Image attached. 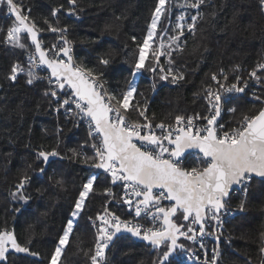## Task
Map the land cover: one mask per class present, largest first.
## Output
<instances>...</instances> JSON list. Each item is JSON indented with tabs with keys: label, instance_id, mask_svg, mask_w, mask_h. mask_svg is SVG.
Returning a JSON list of instances; mask_svg holds the SVG:
<instances>
[{
	"label": "trees",
	"instance_id": "1",
	"mask_svg": "<svg viewBox=\"0 0 264 264\" xmlns=\"http://www.w3.org/2000/svg\"><path fill=\"white\" fill-rule=\"evenodd\" d=\"M17 2L24 9H30V18L41 31L50 32L45 20L58 28L67 27L75 63L86 69L103 71L101 79L107 91L118 94L127 87L132 64L139 55L137 45L147 37L157 0H77L75 16L67 12L72 7L68 0ZM181 4L182 0H169L170 12L166 19L162 18L152 46L158 49L157 40L164 29L168 36L174 35L176 17L183 10L188 12V17L197 11L202 13L197 20L195 35L187 32L181 37V41H186L184 51L174 53L172 57L175 61L172 69L183 72L184 80L177 84L171 83L170 78L168 81L160 80V67L167 71L170 65L166 56H160L159 65H156L150 49L146 67L135 81L137 94L133 102H147L146 115L153 124L161 121L173 123L175 116L181 114L205 113L207 105L203 89L213 85L212 73L219 76V70L224 69L228 81H233L240 73L248 74L264 60V10L260 0H206L200 10L183 8ZM57 8L61 10L53 16L52 12ZM40 40L45 43V49L57 38L45 36ZM21 42L26 48L33 49L27 35H23ZM102 56L111 58L112 63L108 67L98 63ZM24 60L25 53L21 49L0 45V228L5 224L9 228L14 227L20 241L26 243L31 239L30 250L40 255L9 254L6 264H48L53 245L70 218V209L80 185L95 173L99 174L96 182L99 187L90 196L84 213L78 219L64 257V264H89L78 246L85 251L93 246L95 231L88 217L94 219L103 211L108 197L100 193L111 183L100 171L67 159L51 165L47 176L34 170L38 166L35 161L37 149L50 150L59 142L58 151L71 156L70 149L79 150L81 144L87 143V133L83 128L73 126L72 117L62 112L55 113L54 98L45 96L49 88L46 83L29 85L25 82L26 76H20L15 82L8 79L12 66L17 63L23 65ZM237 65L238 69L235 68ZM151 66L156 67V72L149 70ZM262 83L258 95L264 96V80ZM259 106L260 101L246 96L236 98L228 107H235L237 112L225 114L223 122L227 126H235L234 117L254 111ZM129 116L137 118L134 112H129ZM139 119L143 122V118ZM57 129H62L59 135ZM86 152L92 155L90 150ZM53 169H59V172L54 175ZM25 171L32 177L25 186V194L31 197L27 204L12 196ZM61 178L63 184L57 185L55 180ZM241 196L240 192L232 193L228 207L239 210ZM16 208L20 211L14 215ZM175 221L184 224L180 214ZM262 234L264 182L254 179L245 210L228 218L224 224L217 264H262ZM181 243L189 252L197 250L192 244ZM113 245L108 251V264H152L164 251V247L151 251L150 247L135 242L129 236L118 237ZM168 264H176L175 259Z\"/></svg>",
	"mask_w": 264,
	"mask_h": 264
},
{
	"label": "snow or ice",
	"instance_id": "2",
	"mask_svg": "<svg viewBox=\"0 0 264 264\" xmlns=\"http://www.w3.org/2000/svg\"><path fill=\"white\" fill-rule=\"evenodd\" d=\"M206 0H182L181 7L200 10ZM72 7L67 9L70 16L77 15V0H68ZM264 10V0H260ZM0 6L14 17V23L7 29L5 42L13 47L24 49L26 45L21 42V34L30 35L31 43L35 46L38 59L29 56V65L22 67L19 63L14 64L8 79L15 82L17 76L23 73L27 79L26 83L31 85L37 79H44L36 71L42 64L50 70L47 78L49 88L45 96L56 99L55 111L60 112L64 108L65 114L71 113L77 119L73 126L78 127L79 121L84 120L87 124L88 142L81 144L79 150L70 149L71 156H66L56 148L44 150L42 147L35 151V161L38 166L34 169L39 175L47 176L48 169L58 161L71 160L79 162L94 169H102L111 178V184L121 182L123 195L119 197L118 203L122 202L129 206V211L134 212L135 217L146 214L154 222H159V227H147L142 230L139 223H133L127 219H121L114 211L105 206L102 214L96 217L89 216L92 226L95 228V239L93 246L84 251L89 264H108V251L114 247L113 240L119 233H129L154 249L164 247L152 264H165L174 253L179 250L187 252L185 244L178 243L180 237L193 243L199 242L200 248H204L202 241L198 238L212 235L206 232L211 227L210 221L217 226L221 225V215L228 207V197L233 186H238L242 194L238 205L239 211L243 212L246 207L249 188L255 178L264 181V96L254 95V99L260 101V106L254 111L241 113L235 118V126L229 125L225 129L220 120L223 111L235 114V107H228L233 101V93H244L248 82L240 85V78L229 84L228 75L224 69L211 74V80L216 87L211 85L203 89L204 98L208 105V114L201 117L177 115L173 123L161 121L155 125V129L162 130L161 134L153 128L150 118L146 115L147 102H133L137 94L136 79L146 67L149 49H152L153 60L159 65V57L166 56L170 67L165 71L160 67V80L177 84L184 80V73L171 67L175 63L174 53H182L186 41H181L185 31L195 35L197 20L202 13L197 11L187 20L184 14L179 15L173 31L175 35H169L167 41L160 38L158 49H153L152 41L157 35L158 26L162 18H167L170 12L169 0H157L152 11L150 30L139 48L138 59L132 64V71L127 81V87L119 93H109L104 88L103 71L86 69L73 63L71 55L72 42L67 38V27L58 28L45 20L48 30L59 32L62 44L52 46L54 53L48 56V51L42 48V42L38 39V29L34 20L23 10L22 4L17 0H0ZM60 8L52 12L56 16ZM30 11V9H29ZM121 19V17H117ZM2 30V29H0ZM167 35V32H165ZM135 40V37H133ZM207 50V49H205ZM60 54L67 57V61L58 58ZM98 63L108 67L112 60L110 57L102 56ZM258 70L249 74L250 79L257 82L264 80V63L258 64ZM236 69L239 66H235ZM150 71L156 72V67H150ZM67 86V89L66 87ZM153 89L155 84L152 85ZM62 93L58 96L57 93ZM142 95V94H141ZM199 95V93H198ZM51 103V101H50ZM75 105V110L72 105ZM129 112L136 113L135 119L130 118ZM143 118V122L139 119ZM205 119L206 125L196 128L195 120ZM196 128L195 131L193 129ZM62 129H57V135ZM166 142V143H165ZM29 147L31 145H28ZM90 147L92 155L84 150ZM189 149H198L202 156L198 160L185 166V153ZM183 158V159H182ZM32 166L29 165V168ZM59 169H53L54 175ZM32 177L25 171L19 182L15 185L16 191L12 193L14 199L27 204L31 199L25 194V186ZM99 174H90L86 181L80 185L78 194L70 209V218L61 229L53 249L48 257V264H64L66 250L71 242L77 221L84 213L90 196L96 193L99 187L96 182ZM57 185H62L63 180L56 179ZM155 189L159 191L154 192ZM42 191V190H38ZM100 194L109 197L105 205L112 199H117L116 193L111 187H105ZM135 197V201L133 200ZM174 202L165 207L161 201ZM20 208L14 209L15 213ZM179 212L183 221H189L191 225H199V228L177 223L173 217ZM46 215V213H45ZM99 221V223H97ZM39 223V221H36ZM30 228L34 225H29ZM215 231H219L217 227ZM264 235V234H262ZM219 240V236H216ZM32 240L22 243L15 228H0V264H6L8 253H27L38 257L40 254L30 250ZM260 252L264 255V242ZM220 252L213 251L211 260L207 258L204 264H217ZM199 259V257H197ZM264 264V260H262Z\"/></svg>",
	"mask_w": 264,
	"mask_h": 264
},
{
	"label": "built area",
	"instance_id": "3",
	"mask_svg": "<svg viewBox=\"0 0 264 264\" xmlns=\"http://www.w3.org/2000/svg\"><path fill=\"white\" fill-rule=\"evenodd\" d=\"M23 10H24V12L26 14H28L30 16L29 9H24L23 8ZM188 18H186V20ZM13 23H14V17H12L11 14H9L6 11L5 7L0 6V29H2V30H0V45L1 46H6V47H9V48H14V49H21V48L13 47V46H11V45H9V44H7L5 42V37H6L7 29ZM165 32H167V31H165ZM165 32H164V34H165ZM186 33H187V31H185V34ZM24 34L27 35L30 38V36L27 33H22L21 34V40H22ZM61 35L62 34L59 33V32H51V31L50 32H43V31L40 30L38 32V39H40L41 37H45V36L56 37L57 38V41L56 42L52 43L51 45H49L47 47L45 46V50H49V49H52V46L53 45H56L57 47H59L63 43L62 40L60 39V36ZM68 35H69V30L67 31V38L69 40V36ZM41 42H42V48H43V45H45V43L43 41H41ZM21 50L25 53V60H24V64L21 65L22 67L27 68V66L30 63V61H29V56L30 55L33 56V57H36L38 59V54L35 52L34 46H33V49L24 48V49H21ZM54 51H55L54 49L49 50L48 51V56L49 57H52ZM71 55H72L74 64H76L75 63V60H74V56H73V44H72ZM58 58L64 59L65 61H67L62 56V54H60V56ZM261 63H264V60ZM254 70H258V67H256ZM36 71H38V73H39V75L41 77H45V78L44 79H37V80L34 81V83H36V82L37 83L38 82H43V83H46L48 85V80H47L46 77L49 76V73L46 71V69L43 67V65L41 64L39 66V68L36 69ZM250 72L248 74H246V75L244 73H240L237 76V77L240 78V85L241 86L244 84L245 81L248 82V86L245 88L244 93H233V94H231L234 97L233 100L236 99V98H239V97H243V96H246V97H248L251 100H255L254 99V95H258V91H259V89H261L263 83H262V81L257 82L254 79H250L249 78ZM259 74H260V72L258 70V75ZM20 76H25V75L23 73H21V74H19L17 76V79ZM235 80H236V78L233 81H227V83L231 84V83L235 82ZM212 86L213 87H216V85H215L214 82H213V85ZM48 87H49V85H48ZM104 88L106 89L105 85H104ZM57 95L58 96H61L62 93L58 92ZM54 101L56 103V99L55 98H54ZM205 102H206V100H205ZM206 105H207V102H206ZM72 109L75 110V105L74 104L72 105ZM60 112H62L64 115H66L68 117H72L74 119V121L77 119L71 113L65 114L64 108H61L60 109ZM55 113H59V112H56L55 111ZM227 113H228V111H223L222 112L221 117H220V120H218V123L221 122V121L223 122V117ZM196 114H199L201 117H204L205 115H207L208 114V105H207V110H206L205 113H203V114L202 113H195V114H189V115H186V116H195ZM206 123H207V121L205 119H198V120H195L194 121V124L196 125V128L202 127V126L206 125ZM223 123L225 125V129H227L228 128L227 124L225 122H223ZM155 125L156 124H153L154 130L157 132V134H161V131L162 130L155 129ZM78 128H83L86 131V133H87V142H88L89 138H88L86 121H84V120L79 121ZM196 128H194L193 131H195ZM87 149L90 150L92 152V154H93V150L90 147H86L84 150L87 151ZM201 156L202 155L197 154V153H191V154L185 155V157L187 158V159H185V166H189V165L195 163L198 160V158L201 157ZM101 173L105 174L109 178L110 183H111L110 176L107 173H104V171H101ZM110 187L112 188L113 192L116 193L117 199H112L110 203H108L107 205H105V206H107V208L109 210L114 211L117 215H119L121 217V219H127V220H130L133 223H139L141 225V227H142V230L144 228H147V227H153V226L159 227V222H154L150 216L142 213V215L140 217H135L134 216V212L129 211V206L128 205L123 204L122 202H119L118 203L119 197L121 195H123V190L121 188V182H117L116 184H111ZM157 191H159V190H157ZM157 191H155V192H157ZM237 192H240V190L237 191ZM109 199L110 198L108 197V200ZM133 200L135 201V197H133ZM166 201L167 200L161 201V205L167 207L168 205H167ZM105 206H104V208H105ZM103 211H104V209H103ZM103 211L100 214H102ZM239 212H240L239 210H234V209H231V208L227 207V209L223 210V214L221 215V225L217 226L214 221L208 222V223L211 224V227L207 228L206 229V232H212L213 234L212 235H207L206 234L204 237L198 238V241H202L203 242L204 248H200L199 242L193 243L192 241H188L187 240L190 244H192L193 246H195V248L197 250L190 251V252L187 251V252H184V253L178 252L176 254V256L174 257L176 264H182V263H187V264H204V261H205L206 258L208 260H211L213 251L215 249L218 248V250L220 252L221 238H222V235H223V229H224V224H225L226 220L228 218H230V217L235 216ZM97 223H99V221H97ZM91 224H92V221H91ZM185 225H186L185 226V229H183V230H186V228L188 226L194 227L196 229L199 228V226H197V225H191L190 224V221L188 223H186ZM217 227L219 228V231H215V229ZM94 231H95V228H94ZM217 235L219 236V240L216 239V236ZM197 257H199V259H197ZM217 263H218V261H217Z\"/></svg>",
	"mask_w": 264,
	"mask_h": 264
},
{
	"label": "water",
	"instance_id": "4",
	"mask_svg": "<svg viewBox=\"0 0 264 264\" xmlns=\"http://www.w3.org/2000/svg\"><path fill=\"white\" fill-rule=\"evenodd\" d=\"M30 40H31V38H30ZM32 45H33V44H32ZM33 46H34V45H33ZM34 48H35V46H34ZM62 56H63V55H62ZM64 58L67 60V57H64ZM73 63H74V61H73ZM43 67L46 69V66L43 65ZM46 71L50 74V70L46 69ZM65 87H66V89H67V86H65ZM191 153H197V154L202 155V153H200L198 149H189V150L185 153V155H188V154H191ZM92 169H93V170H101V171H103L102 169H94V168H92ZM255 179L262 181L261 178H255ZM262 182H264V181H262ZM233 188H234V190L230 192L229 197L227 198L228 200L230 199V196H231L232 193H234V192H236V191H239V187H238V186H233ZM157 190H159V189H155L154 192L157 191ZM135 199H136V198H135ZM166 203H167L168 205H170V204H172V203H174V202L166 201ZM178 214H179V212L177 213V215H178ZM176 217H177V216H176ZM176 217H173V219L175 220ZM190 220H191V218H189V221H190ZM189 221H183V222H184V223H188ZM197 226H199V225H197ZM182 230H183V229H182ZM120 236H129V237H131L135 242H137V243H142V244H145L146 246H148L146 241H142V240H140V239L137 238V237H133V236H132L131 234H129V233H123V232L117 234V236H116V237L114 238V240H113V243H114V242L116 241V239H117L118 237H120ZM181 241H187V240H185L183 237H180V239L178 240V243H181ZM148 247H150V246H148ZM162 247H163V246H162ZM162 247H161V248H162ZM110 248H111V247H110ZM150 248H151V247H150ZM161 248H160V249H161ZM160 249H154V248H151V251H157V250H160ZM177 252H180V251L177 250ZM177 252L174 253L171 257H169V261H168V262H165V264H168V263L171 261V259H173V258L176 256ZM9 254L20 255V254H22V253H15L14 250H13V251H10L7 255H9Z\"/></svg>",
	"mask_w": 264,
	"mask_h": 264
},
{
	"label": "rangeland",
	"instance_id": "5",
	"mask_svg": "<svg viewBox=\"0 0 264 264\" xmlns=\"http://www.w3.org/2000/svg\"><path fill=\"white\" fill-rule=\"evenodd\" d=\"M181 14H184L185 16H186V18H188V12L185 10H183L182 12H180L179 13V15H181ZM179 15H177V17H176V21H175V23H174V28H175V24L177 23V21H178V17H179ZM172 15L170 14V16L169 17H171ZM165 31H167V30H163V33L160 35V37H159V39L157 40V43H158V48H159V45H160V38H163L165 41H167L166 39H167V37H168V31H167V35L166 34H164V32ZM171 35H173V34H171ZM174 35H175V32H174ZM163 36V37H162ZM150 50V49H149ZM139 75V74H138ZM138 75H137V77H138ZM184 243H186V244H190L188 241H184Z\"/></svg>",
	"mask_w": 264,
	"mask_h": 264
},
{
	"label": "bare ground",
	"instance_id": "6",
	"mask_svg": "<svg viewBox=\"0 0 264 264\" xmlns=\"http://www.w3.org/2000/svg\"><path fill=\"white\" fill-rule=\"evenodd\" d=\"M53 38V37H52ZM156 48V47H155ZM152 67V66H151ZM107 201V200H106ZM102 212V211H101ZM91 222V221H90ZM93 228V227H92Z\"/></svg>",
	"mask_w": 264,
	"mask_h": 264
}]
</instances>
